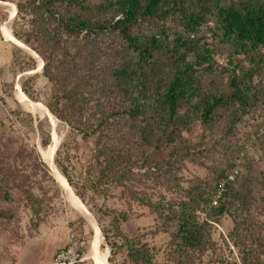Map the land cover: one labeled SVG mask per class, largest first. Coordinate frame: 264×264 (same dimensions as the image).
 Here are the masks:
<instances>
[{
  "label": "trees",
  "instance_id": "trees-1",
  "mask_svg": "<svg viewBox=\"0 0 264 264\" xmlns=\"http://www.w3.org/2000/svg\"><path fill=\"white\" fill-rule=\"evenodd\" d=\"M17 1L18 17L25 13L32 19L29 28L14 37L44 60L42 75L55 91L45 105L67 127L57 156L60 150L86 151V174L91 179L90 173H98L96 183L90 180L95 194L100 193L104 182L122 185L134 182L138 176L134 160H138L145 147L151 148L158 142L171 149L166 165L171 167L175 159L177 163L195 161L203 149L187 138L196 133L195 124L198 129L208 131L210 137L221 124V138H233L251 101L258 103L259 87L264 90V0ZM211 21L212 35L218 37V43L226 51L227 60L218 67L219 74L228 79L230 91L226 94L203 90L202 79L212 77L217 64L213 48L195 36ZM106 33L115 35L103 48L106 53L99 55V50H87L94 42L91 37H104ZM79 44L83 49H75ZM12 54L18 72L35 68L32 57L26 54L19 57L18 49ZM80 67L83 73H77ZM35 78L36 75L28 77L21 88L30 100L38 102L33 94ZM3 120L6 122L7 118L0 116V125ZM43 126L38 123L37 129L42 136L41 145L46 147L50 137ZM114 140L118 144L113 145ZM248 143L244 139L240 150ZM213 144H219V140L214 138ZM225 147L227 153L230 149ZM259 151L264 153V145ZM55 163L69 181L66 168L58 160ZM4 165L1 160L0 206L6 207H0V219L10 223L16 218L21 195L30 204L37 199L20 189L12 171ZM233 165L236 164L216 173L210 190L199 185L193 187L179 211L171 206L167 207V214L160 210L158 217L168 227L175 246L170 259L178 262L181 257L192 258L201 251L208 219L217 221V217L229 213L231 203L242 197V186L238 184L240 169L233 179H227ZM155 168V172L148 170L141 177L171 178L169 169L158 165ZM253 176L252 189L248 187L244 196L253 200L251 192L255 189L264 202V173ZM218 191L220 194L215 198ZM243 201L246 205L241 203L238 208L249 205ZM40 212L39 206L31 208L34 227L40 222ZM100 213V209L94 213L97 223ZM199 213L206 218L200 221ZM122 220L113 219L116 231ZM260 247L257 250L261 252ZM128 256L131 264L149 262L142 250L129 251Z\"/></svg>",
  "mask_w": 264,
  "mask_h": 264
},
{
  "label": "rangeland",
  "instance_id": "rangeland-1",
  "mask_svg": "<svg viewBox=\"0 0 264 264\" xmlns=\"http://www.w3.org/2000/svg\"><path fill=\"white\" fill-rule=\"evenodd\" d=\"M19 3L17 0H0V116L7 118V121L3 120L4 123L0 125V161L3 160L4 166L12 171V177H15L20 189L27 190V194L35 197L37 201L30 204L28 200H24V195H21L16 218L10 223L0 219V264H51L54 253L67 245L71 234L81 240L84 264H98L92 253L96 241L93 227L69 200L57 176L47 165L46 151L52 147L54 140L58 141V145L52 157V164L66 181L73 199L81 203L85 211L92 216L94 224L96 223L101 234L98 250L102 263L131 264L129 251L138 249L148 255L149 262L146 264H264V202L255 189L251 192L255 196L253 200L244 196L250 187V178H253L254 174L264 173V153L259 151L264 145V90L259 87L261 96L258 103L251 101L248 113L237 125L233 138H221V124L215 127L211 137L208 131L198 129L195 124L196 133L187 136L191 144L196 143L203 148L202 154L197 155L195 161L181 160L177 163L175 159L171 167L166 165L165 161L169 159L171 149L158 142L151 148L145 147V151L138 155V160H134V172L138 175L134 182L123 185L104 182L100 193L95 194L90 180L96 183L98 173H90L91 179L86 174L87 152L83 149L77 152L67 149L64 152L60 150V155L57 156L67 127L38 105L43 104L46 107L49 96L55 91L54 86L42 75L43 67L32 73L38 66L40 68L39 60L17 47L22 43L14 34L28 29L32 19L31 15L25 13L18 17ZM4 27L10 32L13 40L4 36ZM212 34L213 21L195 36L205 40L213 48L217 64L215 74L208 79H202L203 90L211 93L221 91L226 94L230 91L227 86L228 79L218 71V67L223 66L227 60L226 51L218 43V37H213ZM112 36H115L114 33H106L100 38L91 37L94 42H91L93 44L89 45L87 50H99V55L106 53L103 48L108 45ZM62 38L67 39L65 35H62ZM81 39L82 36H79L78 40ZM95 39L98 40L96 43ZM80 47L83 49L81 44L75 49ZM15 49L21 51L19 57L26 54L35 60L33 70L18 72L12 54ZM37 56L44 66V60ZM77 73H83V69L80 67ZM34 75L36 78L33 94L38 98V102L31 101L21 88L23 81ZM19 91L32 103H37L45 113L41 114L39 110L22 104L17 98ZM38 123L44 125L43 130L49 133L50 140L46 147L41 145L42 136L37 129ZM214 138L219 140V144H213ZM244 139L249 140V143L241 151ZM252 142L260 145L254 147ZM112 144H118V140H114ZM225 146L230 149L227 153ZM213 147L216 149L213 150ZM57 160L66 168L69 181L61 174L55 163ZM232 163L236 165H233L231 172H238L240 169L238 184L242 186V197L239 196L237 201L231 203L229 213L217 217V221L208 219L201 251L196 252L192 258L181 257L178 262L175 258L170 259V252L175 246L168 234V227H164L158 217L160 210L164 209V214H167V207L171 206L179 211L180 204L188 201L186 196L193 187L199 185L210 190L216 173ZM157 165L169 169L171 178L166 176L156 180L151 176L141 177L151 171L155 172ZM1 182L0 193L3 187ZM219 194L220 191L214 197ZM243 199L248 201L249 205L243 209L238 208L241 203L246 205ZM38 206L41 210L40 222L34 227L31 208ZM0 207L5 208L6 205ZM98 209L101 210L99 223L94 218ZM114 218L124 219L119 223L118 231L114 228ZM205 218V214L199 213L200 221ZM260 245L261 252L257 250Z\"/></svg>",
  "mask_w": 264,
  "mask_h": 264
},
{
  "label": "bare ground",
  "instance_id": "bare-ground-1",
  "mask_svg": "<svg viewBox=\"0 0 264 264\" xmlns=\"http://www.w3.org/2000/svg\"><path fill=\"white\" fill-rule=\"evenodd\" d=\"M13 11V10H12ZM13 13V12H12ZM3 31V34L4 36L9 39V40H13V37L11 36L10 32L4 27L2 29ZM21 47H23L21 44H19ZM40 69V68H39ZM17 98L18 100L24 104V105H29L37 110L40 111L41 114H44L45 111L44 110H41L40 107H38L36 104L32 103L28 98H26L22 92H18L17 93ZM53 118V117H52ZM56 120V119H55ZM55 138V137H54ZM58 145V141L54 140L53 142V145L52 147L49 148L48 151H46V156H45V159L48 163H51L52 161V157H53V154L55 152V149ZM53 172L54 174L57 176L58 180H59V183L62 187V189L66 192L69 200L74 204L75 208L80 212V214L85 217L87 219V221L90 223V225L93 227L94 231H95V235H96V241H95V244H94V247L92 249V253L94 255V258L96 259L95 261H97L98 264H105V263H102L99 256V250H98V246H99V243L101 242V234L98 230V228L96 227V225L94 224L93 220L90 219L89 215L87 214V212L85 211V209L83 208V206L81 205V203H79L76 199H73L72 197V194H71V191L66 183V181L62 178V176L58 173V171L53 168ZM101 244V243H100Z\"/></svg>",
  "mask_w": 264,
  "mask_h": 264
},
{
  "label": "built area",
  "instance_id": "built-area-1",
  "mask_svg": "<svg viewBox=\"0 0 264 264\" xmlns=\"http://www.w3.org/2000/svg\"><path fill=\"white\" fill-rule=\"evenodd\" d=\"M235 173L236 170L229 174L227 179H233ZM81 247V240L75 234H71L67 245L53 256L51 264H84Z\"/></svg>",
  "mask_w": 264,
  "mask_h": 264
},
{
  "label": "water",
  "instance_id": "water-1",
  "mask_svg": "<svg viewBox=\"0 0 264 264\" xmlns=\"http://www.w3.org/2000/svg\"><path fill=\"white\" fill-rule=\"evenodd\" d=\"M15 9V8H14ZM15 11H16V9H15ZM18 41V40H17ZM19 42V41H18ZM23 47H20V46H17V45H15V46H17V47H19V48H22V49H24V50H26L27 52H29L31 55H33V56H35L38 60H39V63H41V65H40V69L43 67L42 65H43V61L41 60V59H39V57L33 52V51H31L30 49H28L27 47H25L23 44H21ZM39 66L37 67V69H35V71L34 72H32V73H35V72H38L39 70ZM32 101V100H31ZM43 107H44V109L53 117V115L49 112V110L43 105V104H41ZM55 118V117H54ZM56 119V118H55ZM57 120V119H56ZM47 165H48V167L50 168V170L53 172V168H55L54 167V165L52 164V161H51V163H47ZM87 211V210H86ZM87 213H88V215H89V217H90V219L91 220H93V218H92V216L89 214V212L87 211ZM93 222H94V220H93ZM95 225H96V223H95Z\"/></svg>",
  "mask_w": 264,
  "mask_h": 264
},
{
  "label": "crops",
  "instance_id": "crops-1",
  "mask_svg": "<svg viewBox=\"0 0 264 264\" xmlns=\"http://www.w3.org/2000/svg\"><path fill=\"white\" fill-rule=\"evenodd\" d=\"M64 247H65V246H64ZM64 247H63V248H64ZM61 249H62V248H61Z\"/></svg>",
  "mask_w": 264,
  "mask_h": 264
}]
</instances>
